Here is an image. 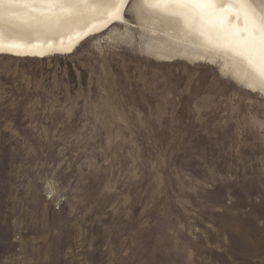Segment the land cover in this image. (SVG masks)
Wrapping results in <instances>:
<instances>
[{
  "label": "rangeland",
  "instance_id": "rangeland-1",
  "mask_svg": "<svg viewBox=\"0 0 264 264\" xmlns=\"http://www.w3.org/2000/svg\"><path fill=\"white\" fill-rule=\"evenodd\" d=\"M130 41L0 57V264H264V100Z\"/></svg>",
  "mask_w": 264,
  "mask_h": 264
},
{
  "label": "bare ground",
  "instance_id": "bare-ground-1",
  "mask_svg": "<svg viewBox=\"0 0 264 264\" xmlns=\"http://www.w3.org/2000/svg\"><path fill=\"white\" fill-rule=\"evenodd\" d=\"M133 34L139 37L137 51L143 57L215 67L264 100V0L0 2V57L69 56L95 38L128 45Z\"/></svg>",
  "mask_w": 264,
  "mask_h": 264
},
{
  "label": "snow or ice",
  "instance_id": "snow-or-ice-1",
  "mask_svg": "<svg viewBox=\"0 0 264 264\" xmlns=\"http://www.w3.org/2000/svg\"><path fill=\"white\" fill-rule=\"evenodd\" d=\"M2 2V0H0ZM44 3H88L89 0H41ZM120 3H126L127 0H118ZM157 3H177V4H184V3H205L208 0H155Z\"/></svg>",
  "mask_w": 264,
  "mask_h": 264
}]
</instances>
